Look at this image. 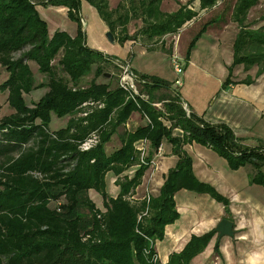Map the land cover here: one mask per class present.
<instances>
[{"label": "trees", "instance_id": "1", "mask_svg": "<svg viewBox=\"0 0 264 264\" xmlns=\"http://www.w3.org/2000/svg\"><path fill=\"white\" fill-rule=\"evenodd\" d=\"M80 1L0 0V67L7 73L0 91L12 110L0 118V264H161L154 243L163 238L165 226L179 217L175 192L204 193L227 204L222 195L194 176L182 145L207 146L231 169L250 164L249 181L264 186V142L243 145L242 138L225 123H208L191 111L187 115L179 93L157 76L136 75L144 81L138 86L148 100L134 101L118 85L97 82L105 67L116 68V57L85 45L78 15ZM84 1L96 10L120 45L134 39L127 30L131 20L140 21L135 34L147 43H156L176 34L197 14L187 8L188 3L164 12L162 0H118L114 7L109 0ZM217 1L199 0V9L210 8ZM256 3L235 0L231 8L230 20L238 29L226 83L239 65L244 71L255 68L254 77L246 75L237 82L240 84H251L264 72V27L251 28L247 22ZM37 5L66 8L68 18L77 24L76 34L70 36L62 30L49 34ZM212 21L201 25L187 47L186 58L196 37ZM28 61L44 76L43 82H36ZM90 73L92 77L83 84ZM43 86L46 91L27 105L23 96ZM159 90L165 92L157 94ZM151 103L162 107L157 109ZM134 111L147 122L127 130L124 125ZM51 115L68 116L65 126L49 129ZM174 128L181 134H173ZM92 132L98 135L97 143L89 150H79ZM114 134L119 145L106 152L105 145ZM162 139L170 143L177 161L165 173L156 196L135 199V188ZM139 140L149 146L144 163L136 145ZM107 173L115 177L114 197L106 190ZM88 190L100 195L102 209L88 197ZM214 233L191 234L163 264H189Z\"/></svg>", "mask_w": 264, "mask_h": 264}, {"label": "crops", "instance_id": "2", "mask_svg": "<svg viewBox=\"0 0 264 264\" xmlns=\"http://www.w3.org/2000/svg\"><path fill=\"white\" fill-rule=\"evenodd\" d=\"M178 1L180 4L188 3L187 8L193 11H195L193 5L198 6L199 9V0H193V2H184L185 0ZM222 1L223 0H219L218 4ZM257 1L260 3L261 0ZM178 3L175 4L174 8L168 10L167 12L176 10L178 8ZM163 4L164 0H162L160 5L161 10L163 9ZM109 6L114 7L110 0ZM40 7H47L50 9L53 8L54 10L62 9L64 14L67 16L66 8L64 7L37 5L36 9L39 14L41 12ZM214 7L215 6H212L207 9H212ZM230 7H233V3ZM207 9L199 10L202 11ZM198 14L199 13L196 15ZM78 15L84 23L81 25V29L85 35L86 46L103 54L117 57L119 59H123L125 57V55L128 53L125 43L126 41L122 45L117 43L115 40L113 43L107 41L104 36L105 32L107 31V27L99 18L96 10L90 4L84 0H81ZM41 18L46 22L44 17L41 16ZM191 20L183 24L178 30L176 33L177 39H179L182 32L185 31V25ZM72 23L71 28H66L62 25L53 29H49L47 27L48 33L52 34L56 30H62L68 35L74 36L76 34L77 24L74 21H72ZM219 24L223 25L222 22H219ZM172 35L171 36L173 38H176L174 34ZM88 36L89 40L87 39ZM177 39L173 42V51ZM141 48L142 49L140 50H142V52L156 50L146 49L143 46ZM133 71L136 74H141V70ZM146 74L153 75L150 72H146ZM110 75H112V72H109V76ZM154 75L159 77L157 74ZM109 76L104 71L103 77L105 78L103 80L96 81L101 83H109ZM43 79L44 77L40 78L39 82H43ZM260 82H264V72L251 84L235 86L231 84L230 87H247L245 90L247 93L246 103L250 105L249 101H252L256 97L255 87L260 85ZM116 85H111V87H115ZM172 86L173 88H171L176 90V88L181 87V84L180 86H177L173 82ZM34 91H37V89H34L31 92ZM45 91L46 87H41V94L39 97ZM176 91L178 92L179 90ZM31 92H29V94ZM162 92L165 91L159 90L156 93L160 94ZM248 97L252 100H249ZM261 97H263L264 100V91L261 93ZM195 114L200 116L204 121L211 124L225 123L231 128L235 136L242 138L241 143L243 145L250 147L257 145V142L247 140V138L251 136H243L245 135L243 133L244 129L243 126H239V121H241L245 116L248 119L255 118L257 120H262L264 113H212L210 116H207L205 113ZM67 119L68 116L58 118V124L56 128H51L49 122V129L56 130L65 126ZM144 121L147 122L146 119L142 118L138 112L134 111L127 119L124 128L127 130H132L138 125L143 124ZM163 121L165 124H169L167 120ZM247 125L244 126L245 129L247 128ZM241 129H243V131H241ZM238 130L241 132H238ZM173 134L180 135L181 131L177 128H174ZM261 139L264 140V138ZM142 144L143 143L141 140L136 143L137 146ZM160 144V154L152 157L155 159H151V166H148L144 171L140 184L135 188L133 194V198L135 199H141L145 196H156L163 182L165 173L169 168L173 167L177 161V156L171 152L170 143H168L166 139H162ZM144 146L147 154L149 149L148 143H144L143 147ZM182 149L191 159V168L194 176L199 181L210 185L216 192L222 195L226 199L227 204L223 205L221 202L216 201L208 194L204 193L198 194L183 189L175 192L173 197L179 217L174 222L165 226L163 238L161 240L155 241L154 243V248L161 264L166 262L169 253L173 251H179L191 234L200 235L204 232L213 230L217 222L222 218H227L232 221L233 236H222L218 238L216 233H214L204 250L193 257L189 264H264V186L251 183L249 181V175L253 171L252 166L247 164L240 166L237 169H231L223 157L219 156L211 148L195 142L183 144ZM131 169L132 170L128 171L129 174L133 171V168ZM262 171L264 173V165L262 166ZM114 180L115 177L113 176L110 181L112 182V188L110 192L112 194L111 196L113 197L117 193V187L114 185ZM93 192L97 195L95 191ZM215 243L217 244L216 250L214 249Z\"/></svg>", "mask_w": 264, "mask_h": 264}, {"label": "rangeland", "instance_id": "3", "mask_svg": "<svg viewBox=\"0 0 264 264\" xmlns=\"http://www.w3.org/2000/svg\"><path fill=\"white\" fill-rule=\"evenodd\" d=\"M110 1L113 6L116 2H118V0ZM191 1L193 2V0H185L184 2ZM218 1L215 3L214 8L202 11L198 9V6L193 5L195 12L199 14L185 25L184 28L186 29L182 32L179 39H177V35L174 34L176 38H173V35H168L156 43H147L142 37L135 34L139 29L140 21L131 20L127 24V30L129 35L134 36V39L127 40L125 42L128 49V53L125 57L123 59L116 57V59L124 61L129 65L132 71L141 70V74H146V72H150L153 75L157 74L159 78L168 82L172 88L173 81L176 77H178L181 82V87L176 88V90H179L178 93L180 101L185 113H189L191 111L192 113L197 114L205 113L207 116H210L212 113H264V100L263 97H261V93L264 91V82H260V85L255 87L256 97L253 100L248 97L249 100H252L249 101L251 106L246 103L247 93L245 90L247 87H230L231 84L233 86L245 85L237 82L244 79L246 75L253 78L255 68L244 71L241 65L236 66L229 79L230 83L224 82L227 75V66L232 61V43L238 28L236 23L230 20V6L232 3L234 4L235 0H223L219 4ZM178 2V0H164L162 11L167 12L168 10H171ZM257 3L250 8L247 16V22L251 28L259 26L264 27V0H261L260 3L257 1ZM179 5L180 2L178 3V6ZM40 9V14L45 18L46 25L49 29H53L61 25L66 28L72 27L73 20L68 18L62 9L54 10L53 8L50 9L47 7H40ZM217 15L219 19L214 20ZM209 20H213L212 24L206 26V28H204L196 37L186 58L185 55L189 43L198 33L201 25ZM219 22H222L223 25H220ZM80 24L83 25L81 21ZM87 39L89 40V36ZM176 39L177 42L173 51V42L176 41ZM140 46H143L146 49L156 50L142 52V50H140L142 49ZM17 56L18 53L15 54V57ZM57 57L55 59H57ZM172 58L176 59L179 64L181 70L179 74H176L173 71ZM28 65L30 66L36 82H39L40 78H43L44 76L37 72L36 65H34L33 62H30L29 64L28 61ZM104 71L108 74V76L109 72H112V75L109 76L110 81L108 83L110 87L111 85H116L118 70L114 66L109 65L105 67ZM133 73L137 75L134 71ZM91 76L92 73L84 77L82 79V83L86 84ZM6 77L7 73L0 67V82H2ZM104 78L105 77H103L102 74L97 77L96 80H103ZM136 88L138 93L146 94L145 92L140 91L139 86ZM40 94L41 88L37 89V91L31 92L30 94H25L23 97L26 104L31 105L37 100ZM146 97L147 99L140 97L139 99L148 100L147 94ZM154 107L161 109L162 106L161 103H156ZM11 112L12 110L5 103V93L0 91V118ZM57 119L58 118L54 115H51V128L57 127ZM256 120L257 119L255 118L248 119L245 116L241 121H239V126H243L244 131L241 129V131L245 134L243 136H251L248 137L247 140H252L253 142H264V140L261 139L264 138V117L262 120ZM245 125H247L246 129L244 128ZM241 131L238 130V132ZM118 145V137L114 134L105 145V150L106 152H110ZM143 152V155L145 156V146ZM149 166H151V164ZM112 177L113 175L110 173L105 175L106 190L108 191V194L110 193L109 195H112L110 192L112 188V182H110ZM87 194L96 207L102 208V202L98 193L96 195L93 191H88Z\"/></svg>", "mask_w": 264, "mask_h": 264}, {"label": "built area", "instance_id": "4", "mask_svg": "<svg viewBox=\"0 0 264 264\" xmlns=\"http://www.w3.org/2000/svg\"><path fill=\"white\" fill-rule=\"evenodd\" d=\"M81 23H83V20L80 19ZM113 63L116 66V69L118 70V79H117V85L123 89L124 91L127 92L129 98L135 101L136 98H143L147 99L146 94L144 93H138L137 91V86L139 84H142L144 81L138 79V77L133 73L132 69L129 67L128 64H126L124 61L119 60V59H114ZM172 67L173 71L176 74H179L181 72L179 64L176 59L172 58ZM175 85L180 86L181 82L178 77L175 78L173 81ZM151 105L155 106L156 103H151ZM84 114V113H83ZM188 115V113H186ZM146 119V118H145ZM147 121V119H146ZM98 141V135L95 132H92L89 134L83 142L79 145V150L81 151H86L92 148ZM142 145L137 146L138 150L140 151V159L141 163H144V143H146L145 140H142ZM161 152V144L157 147L156 152L153 156H156L160 154ZM152 159V158H151ZM151 163V160L149 164ZM148 197V196H145Z\"/></svg>", "mask_w": 264, "mask_h": 264}, {"label": "water", "instance_id": "5", "mask_svg": "<svg viewBox=\"0 0 264 264\" xmlns=\"http://www.w3.org/2000/svg\"><path fill=\"white\" fill-rule=\"evenodd\" d=\"M104 36L108 42H114L113 35L110 31L107 30ZM213 230L218 238L222 236H233V223L227 218H222L217 222Z\"/></svg>", "mask_w": 264, "mask_h": 264}]
</instances>
